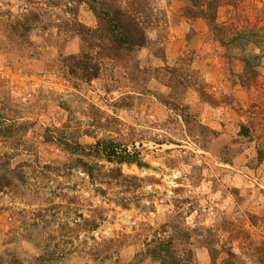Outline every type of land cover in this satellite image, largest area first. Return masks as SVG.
<instances>
[{"label":"rangeland","instance_id":"374dc122","mask_svg":"<svg viewBox=\"0 0 264 264\" xmlns=\"http://www.w3.org/2000/svg\"><path fill=\"white\" fill-rule=\"evenodd\" d=\"M90 1L0 0V264H162V241L167 264H264V0L213 11L228 34L257 31L244 51L216 38L209 0H100L148 42L86 82L67 58L76 22L98 27ZM245 52L262 56L247 71ZM48 129L143 165L44 176L76 164Z\"/></svg>","mask_w":264,"mask_h":264},{"label":"trees","instance_id":"16d2710c","mask_svg":"<svg viewBox=\"0 0 264 264\" xmlns=\"http://www.w3.org/2000/svg\"><path fill=\"white\" fill-rule=\"evenodd\" d=\"M219 1L220 0H209L207 5L211 14L209 10L208 12L205 10L203 12L216 38H218L223 45L236 44L240 47L241 51L246 50L247 45L251 43L258 46L259 40L255 39L257 31H241L232 35L228 34L225 28L216 24V15L213 11L218 7L217 4H219ZM90 4L92 12L98 21V27L92 29L76 22L74 25L76 28L71 29L73 32L80 35L84 48L78 56L73 55L67 58L72 62L70 65L73 71L72 73L78 75L86 82H91L100 76L101 64L98 58L101 56H108L111 53L117 56L122 52L130 53L134 50L144 48L148 42L145 29L135 17L126 14L118 7L110 6L105 1L91 0ZM27 30L31 31L30 28H27ZM259 37L261 41L264 42V35ZM260 58H262L261 55L246 54L245 52L243 61L246 71L252 67L253 60H260ZM74 63L77 69L73 66ZM3 131L4 128L0 127V136H7ZM46 139L48 142L58 145L71 156L75 157L74 162L76 164L75 166L65 164L59 167H51L50 165L43 166L44 176L45 171L50 172L53 171V169L59 171L64 168L65 171H72L77 168L87 173L92 179H95V173L97 175L99 170L105 168L104 165H99L98 163V161H102L114 165L110 169V174L113 177H120L122 176V165L137 164L140 167L143 165V163L139 161L137 153L128 152V150L122 149L119 144L113 141H98L95 144L84 145L79 141L61 136L60 132L58 133L57 130L53 133L51 129L47 130ZM259 153L260 159H262L263 156L261 151ZM171 245L172 241H162L158 250L152 252V260L162 261V264H167V257L165 255L169 254ZM171 262L172 264H178L180 260L174 258Z\"/></svg>","mask_w":264,"mask_h":264}]
</instances>
